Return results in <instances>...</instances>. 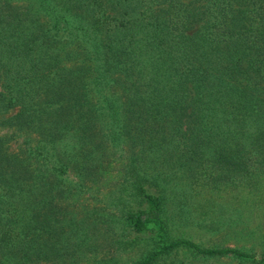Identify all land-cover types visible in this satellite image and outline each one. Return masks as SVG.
I'll return each mask as SVG.
<instances>
[{"label":"trees","instance_id":"trees-1","mask_svg":"<svg viewBox=\"0 0 264 264\" xmlns=\"http://www.w3.org/2000/svg\"><path fill=\"white\" fill-rule=\"evenodd\" d=\"M200 2L0 0V114L17 109L0 120L13 133L0 135V264L87 247L61 201L117 156L122 185L105 204L132 235L121 246L157 245L136 264L180 247L264 264L171 235L179 193L206 196L212 214L225 195L240 213L264 202V0ZM14 140L24 157L8 153Z\"/></svg>","mask_w":264,"mask_h":264},{"label":"rangeland","instance_id":"rangeland-1","mask_svg":"<svg viewBox=\"0 0 264 264\" xmlns=\"http://www.w3.org/2000/svg\"><path fill=\"white\" fill-rule=\"evenodd\" d=\"M185 3H192L195 8L201 7L200 0H184ZM199 25H195L197 28ZM1 87V83H0ZM17 113V109H11L5 115L0 114L1 119H9ZM12 129L0 124V135L11 136ZM8 153L14 156L24 157L23 146L20 140L10 143ZM111 160V159H110ZM101 167L100 177L97 182L92 184L89 193L96 200L88 197L89 193L75 192L70 194L66 200H62L64 211L68 213V218H73V222L86 227L88 238L87 247L70 246L68 254L65 255L63 262L45 261L32 264H136L141 258L145 257L148 251L156 248L155 242L149 240L150 234L138 238L134 245L122 248L121 242L130 240L132 235L123 225V220L119 215H115V210L119 205L109 206L105 202L118 197L119 186L122 185L125 171V158L117 156ZM70 179L72 178L71 175ZM257 195L260 192L256 191ZM232 194H234L232 192ZM228 195L224 196V211L218 214L209 212L211 203L207 204V197H196L188 200L182 193H179L169 205L170 213L173 215L174 227L171 234L174 238H185L197 244L200 248H234L257 257L264 255V202L259 197V205L248 211L238 212L234 208L235 202L228 200ZM189 202H185L184 199ZM97 199L100 202L96 203ZM258 202V201H257ZM258 204V203H257ZM223 205V206H224ZM226 205L228 207H226ZM253 206V203H247ZM95 208H99V213H108L110 218H101L102 221L113 222L115 227L110 230L107 225L101 223L97 211L92 213ZM104 209V211H103ZM114 214V215H111ZM71 220V219H70ZM69 231V228H68ZM75 243V240H73ZM157 264H258L257 260H241L231 256L203 257L180 247L172 254L158 262Z\"/></svg>","mask_w":264,"mask_h":264}]
</instances>
